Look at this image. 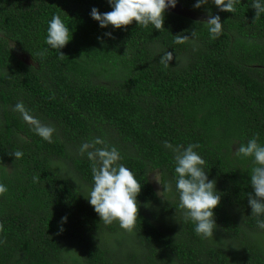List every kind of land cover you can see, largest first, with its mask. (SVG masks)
I'll return each mask as SVG.
<instances>
[{
  "label": "trees",
  "instance_id": "obj_1",
  "mask_svg": "<svg viewBox=\"0 0 264 264\" xmlns=\"http://www.w3.org/2000/svg\"><path fill=\"white\" fill-rule=\"evenodd\" d=\"M196 2L178 0L197 17L167 10L160 32L135 21L101 28L90 12L112 11L108 0H0V264H264V230L248 205L253 164L236 154L253 137L264 145V14L253 22L252 0L235 13ZM209 12L223 23L215 40L202 23ZM54 15L70 29L62 59L45 43ZM19 101L55 128L53 142L12 110ZM97 137L142 185L131 233L105 225L87 199L91 162L79 148ZM165 141L199 145L221 195L213 238L201 239L179 208Z\"/></svg>",
  "mask_w": 264,
  "mask_h": 264
},
{
  "label": "clouds",
  "instance_id": "obj_2",
  "mask_svg": "<svg viewBox=\"0 0 264 264\" xmlns=\"http://www.w3.org/2000/svg\"><path fill=\"white\" fill-rule=\"evenodd\" d=\"M108 3L112 11L100 13L94 7L90 12L91 18L97 21L101 28L111 25L114 29L126 30L127 26L135 21L138 26L152 25L161 32L164 29L166 11L175 8L178 0H108ZM208 3L209 0H197L194 8L199 9ZM211 3L222 12L235 13L239 0H211ZM251 8L255 10L253 18L255 22L264 14V0H252ZM202 23L207 27L211 39L215 40L222 35L223 23L219 15H212L209 12L208 18ZM69 31V26L62 22L60 16L54 15L49 21L45 43L50 49L58 52V58L65 57L60 49L71 40ZM105 35L111 37V33ZM193 37H195L194 32L191 38L181 33L176 35L175 43L183 44ZM175 59L179 58L175 57ZM172 60L173 53L168 51L161 56L160 63L167 68ZM12 110L20 114L36 135L49 143L53 142L55 128L41 123L32 116L23 101L17 102ZM98 145L102 147H97ZM164 146L174 154L175 187L179 194V208L183 210L185 220L195 225L194 231L201 239L213 238L214 229L217 227L213 210L220 204L221 195L216 191L215 180H209L204 170L206 161L194 151L199 145L173 146L165 141ZM79 154L86 155L91 162L93 185L87 199L100 217V221L105 225L116 222L126 232H133L139 211L137 196L141 192L142 185L137 181L132 170L119 163L122 159L120 152L116 147H109L105 140L97 137L91 142L83 143L79 148ZM236 154L250 158L253 164L249 174L252 191L248 195V205L251 208V216L256 218L257 227L264 230V218H261L264 217V145L253 137L246 144L240 145L236 149ZM11 155H14L16 160L20 159L23 153L16 151ZM38 179L34 177V181ZM155 180L160 183L158 179ZM163 186V192L171 191V185ZM6 192V186L0 184V195ZM161 193L158 192L157 195L161 196ZM66 220L67 217H62L61 222ZM0 231H3L2 224Z\"/></svg>",
  "mask_w": 264,
  "mask_h": 264
},
{
  "label": "rangeland",
  "instance_id": "obj_3",
  "mask_svg": "<svg viewBox=\"0 0 264 264\" xmlns=\"http://www.w3.org/2000/svg\"><path fill=\"white\" fill-rule=\"evenodd\" d=\"M168 10H171V11L177 13V14H180V15L186 16V17H191V18L197 17L194 14H192L191 12L183 10V9L179 8L178 6H176L175 8H169ZM155 179H158L157 174H153L152 175L151 181H152V184L154 185V187L158 189L159 188V183Z\"/></svg>",
  "mask_w": 264,
  "mask_h": 264
}]
</instances>
